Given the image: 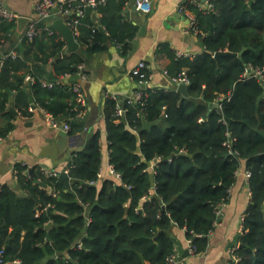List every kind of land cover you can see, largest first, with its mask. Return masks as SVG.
<instances>
[{"label": "trees", "instance_id": "obj_1", "mask_svg": "<svg viewBox=\"0 0 264 264\" xmlns=\"http://www.w3.org/2000/svg\"><path fill=\"white\" fill-rule=\"evenodd\" d=\"M110 1L98 8L105 12L101 23L109 38L127 50L138 27L121 22L113 12L122 5L111 8ZM214 3L216 9L209 12L192 7L204 51L184 58H176L173 53L170 73L187 67L191 80L188 96L175 89L146 88V104L129 105L122 121L115 114L116 101L106 99L110 161L130 188L113 185L108 178L97 185L90 183L97 179L102 156L97 130L90 132L85 145L69 156V172L45 176L33 167L32 175H28L25 166L16 165L19 185L27 194H19L7 184L0 186V248L5 249V259L11 264H166L173 252L174 240L168 230L174 222L186 227L187 236L192 230L204 234L194 237L201 253L216 218L215 206L228 201L242 162L251 170L252 201L244 214L236 251L243 264H264V98L259 100L264 85L256 78L242 77L248 63L264 64V0ZM6 22H0V40L11 30L17 33V25ZM93 25L92 16L86 13L79 27L85 32L80 39L95 51L104 48V35L99 29L93 32ZM42 34L48 40L49 52L31 58L28 46L24 54L7 56L0 67L2 137L13 126L12 95L28 111V94L32 92L39 99L49 95L47 101L40 100L41 104L58 119H69L77 113L70 81L50 89L38 80L25 81L29 72L54 80L75 72L77 63L83 61L79 52H64L67 43L57 31ZM220 50L239 54H225L218 60L214 54ZM32 59L35 65L29 66ZM52 62L49 72L47 67ZM22 69L24 72L19 73ZM229 93V99L210 107L218 97ZM140 110L142 115H138ZM142 116L158 123L144 128ZM70 122L73 133L81 121ZM131 127L138 128V134ZM227 128L236 137L237 157L223 144ZM181 149L186 151L178 153ZM156 155L164 159L156 165L153 176L145 168ZM170 156L173 161L166 159ZM154 183L155 193L144 199ZM85 203L92 206V222L82 238V247H78L74 242L86 227Z\"/></svg>", "mask_w": 264, "mask_h": 264}, {"label": "crops", "instance_id": "obj_2", "mask_svg": "<svg viewBox=\"0 0 264 264\" xmlns=\"http://www.w3.org/2000/svg\"><path fill=\"white\" fill-rule=\"evenodd\" d=\"M0 1H3L21 16L28 17L33 16L37 2V0ZM123 1L111 0L109 7L113 8L119 4L122 5V8L120 10L115 9L113 14L121 18V22H129L138 27L127 50H123L120 44L109 38L108 31H106L108 37L104 36L102 43L104 48L95 51L89 50L85 40L80 39L82 35H85V32L81 31L79 27L77 41L80 45L76 52L82 55L88 73V79L83 82L88 104L83 117L78 119L81 121L80 126L75 128L73 133L67 131L66 134L64 129L52 127L47 122L45 108L40 100L47 101L49 95H45L44 98L42 96L39 99L32 92V94H28L29 108H33V110L29 109V111L22 102L19 101L17 104L15 97L11 96L13 98H10V107L13 106L18 114L16 115L10 110L13 113V118L10 120L13 124L12 129L6 137L0 139V186L7 184L17 193L27 194L20 187L14 172L17 164L25 166L27 169V172H25L28 175H32L30 169L33 172V167H38L39 170L42 166L50 169H63L67 166L68 158L72 152L81 149L90 136V132L95 130L100 132L99 143L102 155H105L109 141L105 115L106 99L111 98L112 94L124 98L140 88L138 73L134 72L140 61H145L147 64V67L143 69L150 76L148 83L145 85L147 88L152 90L175 89L179 91V84L172 80V74L170 73L173 65V53H175L176 49H182L194 56L205 49L202 38L188 31L187 16L179 11V3L184 0H151L152 10L148 13H143L134 8L133 0H129L128 3H123ZM248 1L251 3L255 0ZM126 10H130L128 15L125 13ZM86 13L92 16L93 26H97L98 29L102 26L105 29V26L101 23V19L105 15L103 10L86 9ZM54 20L55 17L50 19L52 26ZM6 23H15L17 25V22L14 21ZM53 29L57 31L54 26ZM55 31L51 34L46 32L52 35ZM42 32L45 31H40L33 40L26 39L24 43V39H21L18 33L11 30L8 32L7 38H1L0 40L2 56L9 54L14 49L17 50L18 55L24 54L28 46L30 47L29 54L31 58L36 54L45 55L50 48L48 40ZM19 43H23V51L19 48ZM64 52L67 54L73 53L68 49V43ZM53 64L54 62L48 65L47 70L49 72L53 70ZM28 65H35L33 59L28 61ZM183 68L187 69V67ZM23 72V69L19 71V73ZM40 78L47 77L40 75ZM46 88L50 89V87ZM27 91L29 90L27 89ZM182 94L188 96L184 93ZM30 97L33 99L32 103ZM263 98L264 96L262 98L259 97V100ZM214 105H217V102L215 104L211 103L210 107ZM125 117L121 118V120L118 118V121L124 120ZM201 120L203 118H200ZM85 126L88 128L86 129ZM131 129L138 134V128L131 127ZM183 151L185 152L186 150L181 149L177 152ZM246 169L245 163L242 162L236 172V180L230 188L229 199L222 204V213L219 217L220 224L208 235L205 249L199 255L190 254L180 259L184 251L188 249L187 234L184 228L177 223L174 222L171 225L168 232L174 240L173 250L178 255L175 264H228L230 262L232 258L230 250L240 244L242 217L252 201V191L245 176ZM151 174L154 176V173L151 172ZM99 183L100 181H97L94 184L97 185ZM91 207L89 203L84 204L85 218L86 215L91 216ZM87 226L86 224V227L74 242V246L78 240L82 241V238L87 234ZM49 258L50 256L43 262L45 263Z\"/></svg>", "mask_w": 264, "mask_h": 264}, {"label": "built area", "instance_id": "obj_3", "mask_svg": "<svg viewBox=\"0 0 264 264\" xmlns=\"http://www.w3.org/2000/svg\"><path fill=\"white\" fill-rule=\"evenodd\" d=\"M108 0H37L35 4V11L32 17H29V20L23 30V32L20 34L21 39H28L33 40L40 31L44 30L48 33H53L55 30L53 29L52 23L50 22V19L52 17H61L66 24H68L76 39L77 35L79 34V24L82 22V19L86 15V9H94L97 10L101 5L105 4ZM127 3L129 0L126 1ZM134 5H136V8L140 10L143 13H148L152 10V1L151 0H133ZM197 7L203 12H209L212 10H215V3L213 0H184L181 3H179V11L184 13L187 16L188 19V31L192 32L195 35H198L201 33L199 27H198V18L195 12L193 11L192 7ZM21 15L17 12L13 11L11 8H9L3 1H0V22L3 21H14L18 22V19ZM98 29L97 26H92L93 32H96ZM11 55L13 57H16L18 55L17 50H12L9 54L3 55L0 58V67L4 61V59ZM193 56L190 52H187L182 49H176L175 50V57L176 58H184ZM2 59V60H1ZM147 67V64L145 61H140L138 65L135 67L134 72L138 73L139 76V82L141 84L140 88L137 89L133 94L127 95L124 98H120L118 95L112 94L111 98H113L116 101L115 104V113L119 117V120L121 118L125 117L128 110L129 105H135L139 104L141 107L146 104L147 97L149 95L147 91V87L145 86L146 83H148V79H150V76H146L145 71H143L144 68ZM142 70V71H141ZM167 72V70H166ZM242 77L244 78H256L258 81H260L264 85V64H254V63H248L245 66V69L242 73ZM172 80L175 81L178 84L184 83L185 85H189L191 80L187 73V69L183 68L181 71H179L177 74H174L171 76ZM88 79V73L86 71L85 63L84 61H81L77 63L76 71L75 72H67L59 77H57L54 80H50L48 78H37L32 73H27L25 76V81L29 83H34L37 80L42 84L44 87H54L56 85H61L64 80L70 81V88L74 93V100L76 103V109L77 113L74 116H70L69 119H58L56 118L53 113L47 111L46 112V119L47 122L55 128H62L65 131H70L71 126V120L73 119H81L85 113L88 100L87 96L84 92L83 88V82ZM144 85V86H142ZM231 93L228 95H222L217 98L216 102L218 105H220V101L224 98H230ZM31 110H33L32 107H30ZM138 115H142V111L140 110L138 112ZM223 123H227L225 118H221ZM87 129L88 127L85 126ZM2 135L0 134V139H2ZM236 141V137L233 136L232 131L230 129H226V139L224 140L223 144L227 147L230 154L234 156H239L240 152L239 150L234 146ZM108 141V148L106 150L105 155L101 156V162L98 167L97 171V179L92 180L90 183L94 184L97 181H101L105 178H108L112 181L113 185L117 184H124L128 188L131 187L127 182L124 181L122 172L119 171L115 165L110 161V153L111 148ZM164 159L161 155H156L152 159L149 160L148 166L145 168V170H149L152 173H155L156 171V165L160 160ZM169 161L173 160V157L170 156L166 158ZM27 172V169L25 170ZM40 171L45 176H56L58 173L65 171L69 172L68 166H65L63 169H50L45 166H42L40 168ZM14 172H17V169L15 167ZM245 176L247 180H250L251 177V170L246 169ZM155 184L151 187L149 194L144 196V199H149L154 193H155ZM47 206H53V204L48 203ZM222 204L215 206V213L216 218L213 222V228L209 230L207 235H210L216 226L220 224V215L222 213ZM244 219V216L242 217V221ZM92 222V216L86 215V224L90 225ZM185 231H187L186 227H183ZM191 236H187V247L189 250V253L191 255H199L200 252H198V248L196 244L194 243V237L195 236H202L203 233L191 231ZM82 241L78 240L76 246L82 247ZM238 246H234L231 251V260L228 264H243L242 256L237 253ZM178 255L175 250L171 252L167 258H166V264H175L177 262ZM15 262L19 263L20 260H16ZM12 262L5 259V249L2 247L0 248V264H11Z\"/></svg>", "mask_w": 264, "mask_h": 264}, {"label": "water", "instance_id": "obj_4", "mask_svg": "<svg viewBox=\"0 0 264 264\" xmlns=\"http://www.w3.org/2000/svg\"><path fill=\"white\" fill-rule=\"evenodd\" d=\"M134 8H136V5H134ZM125 13L128 15L130 13V10H126ZM28 20H29V17L28 16H20L19 17L18 22H17V33H18V35H20L23 32V30H24V28H25ZM53 26L66 39V41L68 43V49L71 52H76L78 50L80 44L77 41V39H76V37H75V35H74L71 27L68 24H66L64 22V20L61 17H59V16H57L55 18V20L53 22ZM99 29H100V31L102 32V34L105 37H108L107 36V33H106V30L102 26H100ZM18 46L21 49V51L24 50L23 43H19ZM225 54H239V53L232 52V51H229V50H225V51L220 50V51H216L215 54H214V56L218 60H220V57L222 55H225ZM0 56H2V52L1 51H0ZM178 90L181 91L182 93H184L185 95H188L187 85H185L184 83H181V84L178 85ZM263 96H264V93H262V95L260 96V98H262ZM12 98L13 97H11V99ZM30 101H31V103L33 102L32 97H30ZM10 110L14 114H16V115L18 114V112L15 110V108L13 106L10 107ZM143 123H144V127L145 128H150L152 125L157 124L158 121H150L145 116H143ZM65 132L67 134V131H65ZM30 173L32 174V169H30ZM76 181H78V180L76 179ZM40 184L43 185L44 187H47V183L45 181H41ZM84 184L85 185H88L87 182H85ZM189 255H190L189 250L186 249L184 251V253H183V256L180 259H182L184 257H187Z\"/></svg>", "mask_w": 264, "mask_h": 264}]
</instances>
